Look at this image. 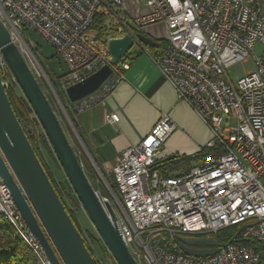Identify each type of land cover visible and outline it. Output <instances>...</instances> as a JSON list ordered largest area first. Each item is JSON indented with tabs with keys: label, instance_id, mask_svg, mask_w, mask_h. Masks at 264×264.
Masks as SVG:
<instances>
[{
	"label": "built area",
	"instance_id": "built-area-1",
	"mask_svg": "<svg viewBox=\"0 0 264 264\" xmlns=\"http://www.w3.org/2000/svg\"><path fill=\"white\" fill-rule=\"evenodd\" d=\"M125 1L0 0V18L35 76L40 62L25 37L36 32L54 47L66 71L53 84L63 93L102 67L113 68L95 93L71 105L78 114L104 104L124 79L128 64L112 66L109 40L163 22L167 45L152 59L178 100L210 127L207 148L220 145L223 152L178 175L165 174L160 151L177 125L163 114L139 144L116 158L107 173L112 185L101 174L108 194L95 189L96 195L139 264H264V51L254 52L257 43L264 46V0H134L150 11L132 19L125 16ZM100 10L114 36L91 30ZM249 57L254 70L232 80L230 67ZM0 73L6 91H22L1 50ZM105 119L115 124L120 116L111 112ZM0 216L37 264H53L1 175ZM231 227H237L233 238L210 257L187 256L177 244L179 238L217 239Z\"/></svg>",
	"mask_w": 264,
	"mask_h": 264
},
{
	"label": "water",
	"instance_id": "water-1",
	"mask_svg": "<svg viewBox=\"0 0 264 264\" xmlns=\"http://www.w3.org/2000/svg\"><path fill=\"white\" fill-rule=\"evenodd\" d=\"M122 38L108 42L112 66H117L130 53L135 43L156 48L160 43L154 38L131 30ZM31 48L36 47L28 36ZM0 50L25 98L36 114L53 148L67 180L80 201L100 239L116 264H139L124 243L118 228L113 225L101 205L95 189L88 179L52 105L42 90L36 76L14 43L11 33L0 18ZM37 54V53H36ZM40 61L42 58L37 54ZM49 75V71H47ZM113 68L105 66L85 79L69 87L65 93L57 91L65 100L76 103L95 93L112 75ZM52 81L53 78L51 77ZM17 118L0 73V175L7 185L17 209L28 228L37 237L53 264H97L85 238L73 222L64 203L53 186L28 134ZM170 155L161 161L177 159ZM113 222L116 215L110 205ZM177 244L187 256L206 258L219 251L215 238H179Z\"/></svg>",
	"mask_w": 264,
	"mask_h": 264
},
{
	"label": "crops",
	"instance_id": "crops-1",
	"mask_svg": "<svg viewBox=\"0 0 264 264\" xmlns=\"http://www.w3.org/2000/svg\"><path fill=\"white\" fill-rule=\"evenodd\" d=\"M162 31L168 33L164 23L150 26L142 33L161 44L162 40H167L158 38ZM160 44L156 48L135 45L123 59L122 63L128 64V69L123 70L124 79L114 92L104 104L76 117L88 153L105 172H110L116 158L127 147L139 144L163 114L170 115L177 129L162 147L161 161L170 155L198 153L212 140V133L203 120L187 103L178 100L174 88L155 65L152 55L159 51ZM111 112L119 114L118 123L106 121L105 115ZM199 162L197 159L183 164L178 160L179 167L168 175H178Z\"/></svg>",
	"mask_w": 264,
	"mask_h": 264
},
{
	"label": "rangeland",
	"instance_id": "rangeland-1",
	"mask_svg": "<svg viewBox=\"0 0 264 264\" xmlns=\"http://www.w3.org/2000/svg\"><path fill=\"white\" fill-rule=\"evenodd\" d=\"M122 7L125 9V11L127 12V16L129 18H135L137 16H140L142 14L148 13L150 11L149 8H146V6L144 4L141 5H137V3L134 0H127L123 3ZM126 16V15H125ZM126 16V17H127ZM127 17V18H128ZM163 22H158L149 26H146L143 31L145 29H147L150 26H154V25H161ZM94 31V30H92ZM97 34L98 32L95 31ZM99 35V34H98ZM29 36L31 38V41L33 42V44L36 47V53L42 58V60H39V64L40 67H37V69L40 72V76H36L42 90L44 91L45 95L47 94V96L49 97V99L51 100L52 104H53V109L76 153V155L78 156L84 171L86 172V174H90V176L92 175L93 177H95V187L97 190H100V192L104 195L107 196V194H105L107 192V189L105 187V184L102 181V176L101 174H103L106 177V180L109 184H113V180L111 175L107 174L109 172H105L104 170H102V168L93 163L92 159L90 158L89 154H88V149L87 146L85 145V142L79 132L78 126H77V120L76 117L79 116L80 114L75 113L74 109L72 106H70L67 102V100H65L63 98V96L57 91V87L56 85L54 86L53 82L54 81H59L60 77L64 74V72L66 71V67L64 65V63L59 59V57L56 54V51L54 49V47L50 44H48L45 40H43V38L38 35L36 32H30ZM104 37H107L106 34L103 35ZM111 37V36H110ZM159 39H168V33L165 31L160 32V37H158ZM264 51V46L261 43H257L254 46V52L261 56L263 54ZM36 54V57H37ZM38 58V57H37ZM254 70V62H253V58L249 57L246 60L240 61L235 63L234 65H232L229 69V73L230 76L232 78V80L236 81L238 80L240 77L246 75L247 73H250L251 71ZM42 71H44V73H42ZM51 74L49 75L48 72ZM51 77L53 78L54 81H52ZM50 80V81H49ZM52 83L54 87H52V85L50 84ZM56 88V89H55ZM18 93L19 94H23L22 91H20V89H18ZM70 102V101H69ZM71 105H73L72 102H70ZM204 124L209 128V130L211 131L210 127L204 122ZM225 125L223 124L222 127H224ZM190 139H192V137H189ZM43 161L45 162L49 172L51 173L53 179L55 180L56 184H64L67 181V177L63 171V169L61 168L56 155L53 151V149L51 148V154H47L43 149L39 148L38 149ZM201 150H198V153ZM197 152L195 154L192 155V153H185V154H181L177 157V159L175 160H180L183 164L184 163H189L191 161H195L194 159H192L193 156L198 154ZM91 155V154H90ZM93 158V157H92ZM197 160V159H196ZM95 162V161H94ZM264 182V180H263ZM92 184V183H91ZM58 187L60 188V186L58 185ZM68 205L70 206V203L67 202ZM75 216L77 217V220L83 230V233L85 235V237L88 238L89 233L94 234V235H98L97 231L95 230L94 226L92 225L91 221L89 220V218L87 217L85 211L83 210L82 206L80 208H78L75 211ZM0 220L3 221L4 218L0 217ZM13 230V229H12ZM92 249H96V246L94 244H91ZM97 257H102L104 258L103 260L106 261V258L102 256V254L97 251L95 252ZM108 261V259H107ZM110 263V262H108Z\"/></svg>",
	"mask_w": 264,
	"mask_h": 264
},
{
	"label": "trees",
	"instance_id": "trees-1",
	"mask_svg": "<svg viewBox=\"0 0 264 264\" xmlns=\"http://www.w3.org/2000/svg\"><path fill=\"white\" fill-rule=\"evenodd\" d=\"M91 30L97 31L99 36H103L104 34H106L107 37L115 35V29L110 28L108 25V15L102 10L97 12L94 18L93 24L91 26ZM136 31L142 33L141 30H136ZM166 45H167V40L166 41L162 40L160 44V49L156 53V55L161 53L162 50L166 47ZM7 93H8V97L11 102L12 108L17 118L19 119L21 125L24 127L25 130L30 131V133L28 134V137H29V140L35 152L38 155V158L40 159L44 169L46 170L59 197L64 203L67 212L69 213L73 222L75 223V225L78 227L79 231L85 238L86 244L90 252L97 259V264H109L108 262L116 264L114 259L111 257L109 251L107 250L106 246L100 239L99 235L96 236L94 234L89 233L88 238L85 237L83 230L77 220V217L75 216V211L78 208H80L82 205L80 201L78 200L75 192L73 191L69 181L67 180L66 183H64L63 185L61 183L56 184L45 162L43 161L38 149L41 148L47 154L50 155L52 146L47 136L39 128L37 118L34 114V111L31 108V105L29 104L25 96L23 94H19L15 89L7 90ZM47 98L53 107V104L48 96ZM67 102L71 106L69 100H67ZM222 152L223 151L221 150L220 145H216L212 148L205 147L197 155L193 156L192 159L194 160L200 159L201 161L204 157L208 155L221 154ZM177 162L178 160H174V161H170L168 163L162 164L163 172L165 174H168L169 172L176 170L179 167L177 166ZM179 163H182V162L179 160ZM86 175L88 179L90 180V182L92 183L93 187H95V184H96V181L94 179L95 177H93L92 175L90 176V174H86ZM112 180H113V177H112ZM58 185L60 186V188L58 187ZM105 194H107V192ZM67 202L70 203V206L68 205ZM236 232H237V227H231V228H228L226 230L219 232L216 235V238L219 241V243L224 244V243L229 242L233 238ZM91 244H94L97 250L92 249ZM249 244L253 245V242H249ZM97 251H99L102 254V256L106 258V261L103 260L104 258L102 257L99 258L96 256L95 252ZM0 264H37L33 253L28 249L26 245L23 244V242L18 237L14 235V232L11 226L6 222L5 219L3 221L0 220Z\"/></svg>",
	"mask_w": 264,
	"mask_h": 264
}]
</instances>
